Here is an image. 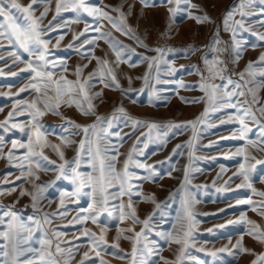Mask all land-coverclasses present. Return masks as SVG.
I'll list each match as a JSON object with an SVG mask.
<instances>
[{
	"label": "rangeland",
	"instance_id": "rangeland-1",
	"mask_svg": "<svg viewBox=\"0 0 264 264\" xmlns=\"http://www.w3.org/2000/svg\"><path fill=\"white\" fill-rule=\"evenodd\" d=\"M24 5L30 0H20ZM85 3L90 7L101 9V11L108 12L113 17H118V13L111 10L113 6L121 3L124 5V11L127 12L129 6L131 8V16L127 20L129 24L149 47H170L175 51L172 53H165L164 60L171 63L173 68L179 69L175 74L170 73L164 63H161L160 79L161 82L156 87L159 89L157 99L152 94L150 89H145L142 94L136 91H131L127 96L121 94L119 90L104 88L103 85L97 84L91 89V92H103L101 99L94 100L96 106L95 111L97 115L107 116L111 115L114 108L121 104L126 109V112L133 117L140 118L149 122H156L158 124L178 123L195 120L200 117L205 108H209V113L203 124H198L195 130V139L193 140L194 130L188 127L180 134L174 135L169 132L167 137H163L157 130H152L149 134L147 128H140L131 137H125V142L120 148L121 156L117 168H122V163L126 158V154L131 150L136 138L141 136V133L146 135L142 137V142L138 148L143 151L142 156L138 159L147 165L155 166V169L160 174L158 181L153 183L151 181L142 182V191L147 194L155 195L157 202L161 203L159 209L151 202L145 201L142 198L134 197V202L137 216L140 221L145 220L150 215L155 213L152 220L149 222V227L144 229L145 235L140 239L138 248V260L140 259L139 252L145 253L144 260L146 264H165L169 261L170 264H177V257L181 249V245L175 242H170L164 239L161 233H173V235L183 236L181 230V223L183 229L187 230V221L184 220L178 223V212L182 215V201L185 198L190 200L191 210L194 215L195 227L192 229V236L189 238V247L187 248L185 256L179 261V264H252L257 256L264 254V243H260L248 235V230L253 227L247 221H253L264 230V216L258 215L257 211H253L251 206L247 203H241L251 199L253 201H260L262 198L252 193V190L247 187H237L243 183L242 177L234 176L240 170V165L243 163L248 168L254 161H245L244 155L251 153L258 159L264 160V153H260L251 148L249 141H257L262 135L260 128L251 121H246V130L242 132L241 125L238 120L232 118L229 120L232 109H224L222 111H212L207 103L205 93L198 87L200 75L195 68L205 69V64L202 57L208 54L209 59L220 58L224 59L226 63L231 59L229 52L219 53L216 49L223 48L224 45H215L213 41L216 29L219 28L218 33L220 40L232 42V33L230 31H223V17L227 9L232 8L233 5L239 3V0H191V4L197 7L191 8L181 0L179 5L176 0L171 3L168 0H148V6L141 4L140 0H85ZM56 0H51L50 4L36 5V16L43 12L45 7L50 10L44 19V24L47 25L52 21L55 15ZM170 9L175 10L170 11ZM189 12L195 15L207 14L214 23H197L195 19L189 18ZM239 19V15L235 17ZM260 19L253 17L251 22H246L244 27H250V24ZM78 21V22H73ZM66 25V27L58 26L55 31L50 32L45 38L50 39L49 44V59L54 60L57 64L61 60H66L68 71L63 73L69 80H75L74 70L77 65H87L83 69V76L87 77L94 69L97 68V61L92 59L82 58L81 55L73 49L67 48V45L73 41V35L78 34L84 30L86 24L93 25L95 23L94 17L80 9L78 12L62 11L57 21L53 24ZM100 23L104 26L102 31L109 32L117 40L124 45L129 46V50L125 52V56L130 58L134 67H129L128 63H121L117 69L118 79L123 88H129L127 76L132 77L131 88L139 90L144 86L142 79L148 71L147 62L144 57L155 56V52L147 51L144 47H139L134 41L128 39L120 32L116 31L107 20L102 19ZM258 33H264V28L258 26L252 31H240L237 33L236 39L244 46L242 58L236 64L228 63L230 73H239L242 71L249 61H257L260 54L264 53V41H260ZM63 34L64 39L60 42L59 47H55L57 39ZM170 38H166V35ZM88 36L95 35V33H86ZM81 40L84 37L80 38ZM79 44V41L76 42ZM257 45L255 48L251 45ZM5 48L0 49V54L4 56L0 60V122L8 118V113L14 111V105L19 109H26L27 104L37 99L39 96L28 85L33 82L30 69H27L29 60L35 61V57H29L23 50H19L21 61L13 63V58L9 53L12 51L5 42ZM193 46L199 50L190 56L181 54V49ZM134 50V51H132ZM107 54V55H106ZM95 56L100 58H107L110 62L115 60V54L109 49L104 40H98ZM183 66V67H181ZM22 69H26L23 70ZM261 69L255 67L254 71L259 72ZM17 73L12 75V73ZM60 73L58 72V75ZM207 74V73H206ZM232 78L238 79L235 74ZM189 86L181 88L179 83ZM221 83L219 79L214 81ZM153 84H155V71L153 70ZM25 91L21 92L20 89ZM50 95L52 93H49ZM259 95L264 98V89H261ZM181 97L185 99L203 98L200 103L186 104L182 102ZM42 99V97H41ZM135 99L136 103L132 100ZM151 100V102H150ZM19 102V104H18ZM38 106L42 107V104ZM86 106V103H85ZM62 117L69 118L78 124H90L95 120V116L82 115L75 105L67 107L62 105L59 109ZM117 115H122L117 113ZM61 116L47 113L40 117L41 123L45 129L54 131L55 133L62 132L61 125L64 120ZM229 121L221 123V121ZM30 122L28 111H21L16 114L9 121L7 127L10 129L5 132L0 128V135L4 136V156L0 158V188H10L14 182L16 191L11 194H0V205L12 207L13 210L21 213L26 218L28 216H40L42 218L44 212H56L60 208V200L62 193L75 192L77 184L73 183L71 179L59 180L56 179L59 175L58 171H39L37 174L40 179L36 183H44L48 185L43 193L38 207L42 212H37L32 206L31 196H20L21 189H27L29 192L33 191L30 183H23L17 177L21 175L20 169L17 166V161L23 159L20 153L23 149L14 150L17 153L16 158L9 162L7 153L12 147V141L18 140L20 142L27 141L26 133H22L18 128H12V123H20L27 125ZM115 130V129H113ZM131 127L123 128V132H131ZM123 134V133H122ZM245 137L241 139V135ZM150 135V138H149ZM48 141L54 145H60L61 142L57 135H48ZM74 140H79L80 137H72ZM189 140H193V147L187 146L182 150L179 156L172 155L173 149L177 144L187 145ZM147 145V147H145ZM76 145L70 147L61 146L64 151L65 159L71 161L75 156L73 150ZM245 149V153L237 155V150ZM45 154L56 162V165L62 163L59 156L51 148L44 149ZM191 153V156H190ZM171 157V160L168 158ZM53 165L52 167H55ZM171 169V175L167 173ZM189 171L191 183L181 188L184 183L185 170ZM134 171L143 174V169H133ZM35 171V168H33ZM79 171L81 173H88L91 171L86 163H82ZM232 178L229 180V178ZM250 182L257 191H264V164H257L254 170L249 172ZM31 179V178H30ZM55 181V183H50ZM227 181V183H225ZM139 183V182H137ZM89 188L83 187L79 195L65 196V205L67 207L66 214L63 217L53 219L51 225H44L45 230L50 232L51 228H58L65 235L58 239L62 247L67 248L68 245L64 242L71 241L80 244L79 251L75 254L69 264H79L83 258V253L89 251V244L87 238L81 237V240H75V237L81 235L84 228L96 233L97 240L101 235L102 229L104 241L99 242V247L96 251L100 252L99 257L95 252H90V259L85 261V264H101L105 261L106 264H132L131 252L134 239H125V236L134 237L133 232H119V230L126 228H134L135 232H141L143 224H132L129 219L121 221L119 219V212L111 207L115 201L110 200V206L105 211H100L97 216L98 223H92V220L83 221L82 223L73 222V218L78 214L83 216L86 213L82 209H87L89 204H92L93 198L89 193ZM113 191V189H109ZM175 193L172 200H169L170 194ZM125 204L127 197H124ZM167 201V205L163 202ZM194 201V203L192 202ZM63 211V209H60ZM125 211H130L125 209ZM242 216H246L247 220H241ZM230 221L232 223H230ZM237 221H240L237 223ZM120 239L117 240V235ZM41 236L37 232L34 239ZM146 237V238H145ZM243 237L244 247L251 250L249 252H239L232 246ZM56 238H54L55 241ZM106 241V242H105ZM119 247H114L115 244ZM34 247L39 245L34 244ZM146 246V247H145ZM229 248L232 253L228 251L220 252L221 248ZM147 248L153 251L151 254L147 253ZM55 248L53 247V252ZM216 252V256L210 253ZM114 253L126 256V259L117 258ZM60 259V257H57ZM62 264V262H61ZM259 264V262H258Z\"/></svg>",
	"mask_w": 264,
	"mask_h": 264
},
{
	"label": "snow or ice",
	"instance_id": "snow-or-ice-1",
	"mask_svg": "<svg viewBox=\"0 0 264 264\" xmlns=\"http://www.w3.org/2000/svg\"><path fill=\"white\" fill-rule=\"evenodd\" d=\"M141 4L148 6V0H140ZM169 3L172 0H168ZM191 8L197 7L191 4V0H183ZM51 0H30L26 5L22 4L20 0H0V49L5 48V42L12 51L9 53L13 58V63L21 61V55L19 50H23L29 57H35V61L29 60L27 63V69L33 73L32 81L28 87L33 89L39 94L37 99L27 104L26 109H19L14 105V111L8 113V118L5 121L0 122V128L5 132L10 129L7 127L9 121L16 114L21 111H28L30 116V122L25 124L12 123V128H18L22 133H26L27 141L20 142L18 140L12 141V147L7 153L9 162H12L17 153L16 149H23L24 152L20 153L23 157L22 160L17 161V166L20 169L21 175L17 177L18 180H22L23 183H30L33 191L29 192L27 189H21L19 195L31 196L32 206L35 211L42 212V209L38 207L45 188L48 186L44 183H36L40 179L37 174L39 171H58L56 179L59 180L62 177L64 179H71L73 183L77 184L75 192L62 193L60 200V208L56 212H44L42 218L40 216H28L24 218L21 213L13 210L12 207L0 205V264H69V262L75 258V254L79 251L80 244L73 243L71 241L64 242L68 245L67 248L62 247L59 237L65 235L58 228H51L50 232L45 230L44 225H51L53 219L57 217H63L66 214L67 207L65 205V196L79 195L81 188H89V193L93 198L92 204H89L87 209L81 211L86 213L85 215H77L73 218V222L82 223L89 219L92 223H98L97 216L100 211H105L110 206V200L115 201L111 204V207L119 212V219H129L132 224H143L141 232H135L134 228H126L119 230V232H133L134 237L125 236V239H134L131 260L132 264H146L144 260L145 253L139 252L140 259L138 260V248L140 239L144 233V229L149 227V222L152 220L155 213L150 215L143 221H140L137 216L134 202L138 203L139 200L134 201V197H139L145 201L151 202L155 205L156 209L161 207V203L157 202L155 195H147L142 191V182L151 181L153 183L158 181L160 174L153 165H147L140 161L138 156H142L144 153L138 148V145L142 142V137L146 134L141 133V136L136 138L130 151L127 152L126 158L122 163V168H117L119 163V157L121 156L120 148L125 142V137H131L140 128H147L149 134L152 130H157L163 137H167L169 132H173L174 135L180 134L183 130L191 127L195 130L198 124H203L205 118L209 113V108L206 107L200 117L195 120L178 123L158 124L156 122H149L131 116L126 112V109L121 104L115 107L111 115L101 116L97 115L95 111L94 100L101 99L103 92H91V89L96 87L97 84L103 85L104 88L113 90H119L122 95L127 96L129 92L136 91L138 94H142L145 89H150L152 94L159 99V89L156 85L161 82L160 70L161 63H164L170 73L175 74L179 69L173 68L170 62L164 60L165 53H172L175 50L170 47H156L149 48L140 35H137L135 30L127 24L128 18L131 16V8L129 6L127 12L124 11L123 3L113 6L112 11L118 13V17L109 15L108 12L101 11L99 8L90 7L85 3V0H56L55 15L52 17V21H49L47 25L44 24V19L48 15L49 8L45 7L43 12L39 16L35 15L37 11L36 5L50 4ZM181 0H176V4L179 5ZM83 9L84 12L94 17L95 23L93 25L86 24L83 31L73 35V41L67 45V48L75 50L81 55L82 58L91 61L95 59L97 61V68L94 69L87 77L83 76V69L87 65H77L74 70L75 80H69L66 75L68 71L66 60H61L57 64L54 60L49 59V44L50 39L45 37L52 31H55L58 26L66 27V25L53 24V21H57V17L60 16L62 11H74L78 12ZM170 11H175L170 9ZM239 15V19L235 17ZM253 17H259L255 24H250V27L245 28L246 22H251ZM189 18L195 19L197 23H214L207 15H195L193 16L189 12ZM105 19L109 24L122 35L135 42L139 47H144L147 51L155 52L156 55L152 57H144L147 62L148 71L143 77H137L144 81V86L139 90H133L131 88L132 77L127 76L129 88H123L120 84L117 75V69L121 63H128L129 67L135 65L131 63L130 58L125 56V52L129 50V46L124 45L121 41L117 40L109 32L102 31L103 25L100 20ZM78 22V21H73ZM223 31H230L232 33V42L221 41L219 38L220 29H216L213 41L215 45L223 43V48H217L219 53L229 52L231 59L228 63L236 64L242 58L244 52V46H242L236 39L237 33L240 31H252L258 24L259 27L264 28V0H239V3L233 5L232 8L227 9L223 17ZM95 33V35L88 36L86 33ZM166 35V34H165ZM260 41H264V33H258ZM84 37L83 40L80 38ZM166 38L170 36L166 35ZM64 39V35L61 34L56 41L55 47H59L60 42ZM98 40H104L109 49L115 54V60L109 61L107 58H100L95 56V49ZM79 41V44L76 42ZM257 45L253 44L251 47L255 48ZM199 49L193 46L181 49V54L184 56H190ZM134 51V50H132ZM107 55V54H106ZM4 56L0 54V60H3ZM205 64V69L193 68L200 75V83L192 86L198 87L205 93L207 103L212 111H222L224 109H232L233 112L229 116V120L235 118L241 125L242 132L246 130V121L255 123L261 130L262 135L257 141H249L252 149L264 153V98L259 95L261 89H264V53H261L257 61H249L246 67L235 74L238 79H233L231 70L228 68V63L224 59L217 56L216 58L209 59L208 54L202 57ZM183 67V66H181ZM255 67H259V72L254 71ZM26 70V69H22ZM153 70L155 71V84H153ZM58 72L60 73L58 75ZM207 73V74H206ZM2 74V69H0ZM17 73L13 72L12 75ZM219 79L221 83H215L214 81ZM179 87H189L182 82L179 83ZM21 92L25 91L24 88L20 89ZM49 93H52L51 95ZM42 97V99H41ZM203 98L185 99L181 97L182 102L186 104L200 103ZM136 103V100H132ZM151 102V100H150ZM86 103V106H85ZM19 104V102H18ZM42 104V107L38 106ZM64 105L71 107L75 105L77 110L85 116H95V120L90 124L81 125L75 121L62 117L59 111L60 107ZM2 110V109H0ZM61 116L64 123L61 125L62 132L55 133L45 129L44 125L40 121V117L45 116L47 113ZM117 113L122 115H117ZM229 121L222 120L221 123H227ZM131 127V132H123V128ZM115 129V130H113ZM123 133V134H122ZM48 135H57L60 140V145L51 144L47 137ZM72 137H80V139L74 140ZM150 138V135H149ZM245 137L241 135V139ZM193 140H189L187 145L177 144L173 149L172 155L179 156L182 154V150L185 146L192 148ZM4 136L0 135V158L4 156ZM76 145L73 149L75 156L71 161L65 159L64 151L61 150V146L70 147ZM147 147V145H145ZM45 148H51L59 156L62 163L56 165L55 161H52L44 152ZM245 153L244 148L237 150V155ZM191 156V153H190ZM171 160V157L168 158ZM245 161H254L248 168L245 164L240 165V170L234 173V176L242 177L243 183L237 187H247L252 190V193L261 197L260 201H253L248 199L241 201V203H247L251 206L253 211H257L258 215L264 216V191H257L250 182L249 172L255 169L257 164H264V160L258 159L251 153L244 155ZM82 163H86L91 169L88 173H81L79 171ZM56 165L55 167H52ZM35 168V171H33ZM133 169H143L144 173L140 174ZM171 175V169L167 173ZM31 178V179H30ZM232 178L230 177L229 180ZM139 182V183H137ZM10 188H0V194H11L16 191V185L14 182ZM50 183H55L51 181ZM191 179L189 171L186 169L184 173V183L181 185L183 188L185 185L190 184ZM227 183V181L225 182ZM113 189V191H109ZM175 193L170 194L169 200H172ZM124 197H127V203L124 202ZM194 203V201H192ZM167 205V201L163 202ZM60 209H63L61 211ZM129 209L130 211H125ZM186 220L187 230L183 229L181 223V230L183 236L179 233L173 235V233H161L160 235L170 241L181 245L180 252L177 257V264L185 256L187 248L189 247V238L192 236V229L195 227L194 215L191 210L190 200L185 198L182 201V215L178 212V223ZM241 220H247L246 216H242ZM240 221H237L239 223ZM252 224L253 227L248 230V235L260 243H264V230L259 225H256L253 221H247ZM230 223H232L230 221ZM102 229L99 239L96 238V233L91 232L89 229L84 228L81 231V235L75 237V240H81V237L87 238L89 244V251L83 253V258L79 264H85V261L90 259V252H95L99 257L100 252L96 251L99 247V242L104 241ZM41 233V236L34 239L35 233ZM117 235V240L120 239V235ZM54 238L55 241H54ZM146 238V237H145ZM106 242V241H105ZM37 244L39 247H34ZM53 247L55 251L53 252ZM114 247H119L118 243ZM146 247V246H145ZM239 252H249L251 250L244 247L243 237L232 246ZM151 248H147V253H152ZM220 252L228 251L232 253L227 247L219 249ZM119 259H126V256L114 253ZM212 256H216V252L210 253ZM57 257H60L58 259ZM264 264V254L257 256L256 260L252 264ZM101 264H106L105 261H101ZM165 264H170L169 261H165ZM202 264V262H201Z\"/></svg>",
	"mask_w": 264,
	"mask_h": 264
}]
</instances>
